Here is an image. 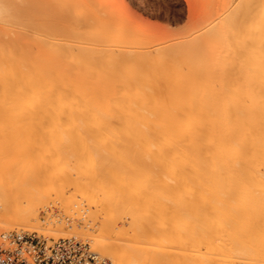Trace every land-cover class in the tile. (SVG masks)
I'll list each match as a JSON object with an SVG mask.
<instances>
[{
	"label": "bare ground",
	"instance_id": "bare-ground-1",
	"mask_svg": "<svg viewBox=\"0 0 264 264\" xmlns=\"http://www.w3.org/2000/svg\"><path fill=\"white\" fill-rule=\"evenodd\" d=\"M22 1L0 0V118L5 116L16 121L27 116L32 122L34 118L54 117L55 121L51 118L50 123L46 122L52 129L57 126L61 134L66 133L63 136L73 132L75 136L71 134V137L79 141V146L78 142L75 146L82 151L73 153L75 156L69 159L71 148L66 146L69 150L65 151L61 148L65 147L67 136L63 138L55 130L52 132L61 136L56 138V144L60 140L62 152L58 149L60 152L54 159H61L60 164L66 169H61L65 171L63 176L70 178V172H66L74 171H71L75 174L74 180L66 182L79 186L80 196L86 197L91 180L98 189L106 186L107 190L103 187L101 193L114 188L112 192L118 201L115 198L113 203L131 217L133 237L141 231L155 229V225L149 226L151 220L140 215L149 209L154 221L162 218L157 228L166 234L170 232V209L156 195L167 191L175 177L188 181L250 177L255 181L252 203L264 212V0H185L188 11L177 31L179 38L172 42L161 40L153 49L130 48L128 44L135 38L137 27L133 15L127 14L124 6L115 0H62L65 5L58 4L61 16H58L60 12L55 19L41 16L30 24L22 19ZM29 1L32 0H26ZM79 6L83 11H76ZM198 82L205 83L208 94L187 96L185 87ZM179 86L184 89H178ZM196 118H202L203 123L196 124ZM42 123L46 125L45 121ZM180 127L183 133L176 139L174 132ZM36 128L39 126L35 125ZM88 132L93 137L99 136L95 142L91 138L92 145L86 141L91 137ZM79 133L88 134L81 137ZM101 133L106 136V142L98 147L100 143L96 142L104 139ZM23 148L20 152H25ZM60 153L66 156L60 157ZM51 155L45 157L46 161H51ZM248 157L255 163L252 167L246 164ZM6 175L2 176L3 185L9 183V177L4 182ZM107 186L113 188L109 190ZM34 192L15 196L17 201L12 200L15 204L23 201L30 208L8 216H3L7 206L3 203L5 198L0 197V224L8 222L15 227L21 224L62 232L61 224L66 222L62 217L38 220V208L46 207L48 196ZM10 199L5 201L8 203ZM148 201L151 205H147ZM67 207L70 206L64 205ZM91 226L85 223L78 228L71 224L68 226L71 231H66L88 235L93 247L109 255L115 264H136L145 256L155 262L169 256L166 251L148 252L137 246L122 251L121 242L90 233ZM108 226L101 222L97 229L106 230ZM192 229L201 230L197 219L192 220ZM194 248L198 250L197 245ZM244 255L247 263L251 258ZM191 260L195 263L190 264L209 261L199 254Z\"/></svg>",
	"mask_w": 264,
	"mask_h": 264
},
{
	"label": "rangeland",
	"instance_id": "rangeland-1",
	"mask_svg": "<svg viewBox=\"0 0 264 264\" xmlns=\"http://www.w3.org/2000/svg\"><path fill=\"white\" fill-rule=\"evenodd\" d=\"M49 1L50 0H45V1L44 0H32L31 2L30 1L26 2V0H23L20 3V5L23 7L22 8L23 21L26 22V24H30V23L35 22L37 18L41 16H44V18H47V19L57 18L58 13L62 11L60 8L64 6L65 3H63L62 0L61 1L51 0L50 2ZM54 1L57 3V5L54 3ZM115 1H117L118 3L124 6V10L127 14L133 15L132 18L134 20V24L137 27V33L134 36L135 38L132 37V40L128 44L131 49H136L139 47H146L149 49H153L155 48L156 44L160 42L161 40H167V41L170 40L169 42H172L171 40L174 39L173 41H175L177 38H179L178 37L179 34L177 33V31L184 24L186 20V16H187V11H188L185 0H145L144 1L145 3L144 2L139 3L138 0H115ZM49 3H50V6L47 7ZM58 4L59 5L61 4L60 5L61 7ZM27 5H29V7ZM41 7H42V10H41ZM80 7L81 6H79V8H77L76 11L78 12L83 11V7L81 8ZM27 8L30 10V12ZM33 9L35 10L34 12L32 11ZM58 16H61V12H60V15ZM33 19L35 21H33ZM61 25H62L61 28L65 29V26H63V24ZM167 30H169L170 33ZM175 31H176V34H175ZM165 32L168 34H165ZM177 88L184 89L181 86ZM185 89L188 90L187 93L185 92L187 96H189V94H197L201 97H204L208 94L207 88L204 82H198L195 84H191L185 87ZM1 117L3 119L0 118V120L2 119L0 121V125L2 126V127L0 126V129L2 128L1 129L2 131L0 130V160H1L0 170L2 172V175H0V185L1 186L3 185V183L1 184V181H3L2 176L6 175L8 171H9L8 172L9 174L4 176V179L6 177H9L8 178L9 183L7 182L8 185L4 183L3 187L8 186L7 188H4V191L2 189L3 187L0 188V195H1L0 197H2L1 200H3L4 198L6 200H9V198H12L10 199L11 201H8V203L4 199L3 203H5L8 209L6 208L5 211H3V213H5V215L3 216H8L18 211L19 212L26 211V209L28 210V208L30 207L29 205L26 206L27 204L26 202H24L26 203L24 204L22 203L23 202L22 201L18 205V204H15V202H13L12 200H14L13 198L15 199L17 197L19 198V196L30 195L31 193L27 194V191H35L34 193H38L40 195L41 193H45L43 195H46L49 197V198L47 197L48 203H46V207L42 206L38 208L39 209L38 210V220L43 221L45 219L48 220V218L57 219L59 217H62V219H64V221L66 222L65 224H63L64 222L61 224L62 230H63L62 232L60 231L55 232L52 230L46 231L45 229H37L30 225L24 226L21 224L20 226L17 225L16 226L17 228H16L15 226H13L15 224L8 223V222L3 223L2 225L0 224L1 226H3V227H0V232H5V231H21V232H28V233L34 232L47 239L74 237L76 239H79L81 241L88 243L91 250L99 254L101 257L108 258L113 264L114 260L109 255H107L105 252L98 251L97 249H95V247H93V244L91 243L92 241L90 238H88V235L86 234L74 235L72 232L69 233L71 231V228L70 227L68 228L69 225L74 224L76 227L79 228L80 226H83L85 223H87L88 226L92 225L91 226L92 229L90 233L105 235V236L110 237L113 240L117 239L116 241L119 243L121 242L120 244L122 246L121 248L122 251L123 250L128 251L129 247L137 246L140 248L148 249V252L150 251V252L160 253V252L166 251L165 253L168 252L167 254H169V256H167L165 260H157L155 262L149 260V258L145 256V257H142L141 260L138 261L136 264H190L194 262L191 260L192 257L196 258V256L198 257V254L203 255L206 259L209 260L207 264H264V212L257 209L255 205H253L252 203L251 196L253 192V186L255 183V181L252 178L250 177H247V178L238 177L234 179L207 178L202 181H196V180L188 181L185 179L175 177L170 182V187L167 191L158 192V194L156 195V197L160 201H162L164 204H166L170 209L169 210L170 215L168 218V222L171 227L169 230L170 232L167 231L168 233L166 234L163 231V229L161 230V228H157L160 226L159 223L162 218L161 219L157 218V220L155 219L154 221L153 212L151 211V209H149L146 212L150 211L151 213L150 212L146 213L145 211H141L142 213L143 212L144 213L141 214L140 212V215L142 219L146 218V219L151 220V222L149 223L150 224L149 226H151L152 228V226L155 225V229L154 228L147 229L148 231H146V233L145 231H141L142 233L139 234V236L133 237V230L131 228V225L129 224L131 217L128 216L127 213L119 211L120 208L118 209V206L113 203L114 202L113 200H115L116 202V199H117V197L115 196V193H113L115 192L113 191L114 189L113 187L107 186L109 190L113 188L112 189L113 192L111 191L113 194H111L110 196L109 193L111 192L109 190H108L109 192L107 191L108 193L105 192L107 190L106 186H103L106 190L104 191V193L103 192L101 193L100 191H103L104 188L102 187L101 189H98V187H96L97 184L95 183V181L91 180L89 181L91 185H89L88 183L89 192L86 194V197L84 198L80 196L79 194L81 192V188L79 186L73 187L74 184H70L66 182V180H70V179L71 181L74 180L75 174L72 173L74 175L73 176L71 174L72 170H70L66 172V173L70 172V175H69L70 178L67 177L68 175H65L68 178V179H65L66 177L63 176L62 173L65 172L66 169H64L61 166L62 165L60 164L61 159L58 158L57 159L58 161L54 159L58 157L57 154H59V152L61 151L60 149L61 144H58L60 143L59 142L60 140H58V143L56 144V141H57L56 138L60 139L61 136L66 134L63 132H62L63 134H61V129L58 130L56 125H55L56 127L52 129L49 126L50 124L49 125L47 124V123H50L49 119L51 118H53L54 120L53 119L52 120L55 121L54 117H49V119L48 117L34 118L36 119V120L32 119V122H34V124L31 122L29 117H28L29 119L27 118V116L24 117V120L22 119L23 117H21L20 118L21 120L17 118L16 121H15V118H8L5 116H1ZM40 120L42 122L45 121V123L47 122L46 125L44 123H42L41 125ZM10 121H15V123L13 122L11 123ZM4 122H6L7 124L8 122H10L12 124V127H11V124L9 126V124L7 125ZM38 122H40V125ZM23 123H25V125ZM195 123L201 125L203 123V119L196 118ZM3 124H5L6 126L5 125L3 126ZM13 124L14 125L16 124L15 126L19 127L18 128L19 130L15 128ZM35 125L39 126V128L34 129ZM40 126L42 128H40ZM43 126L46 129H44ZM26 127L27 128L30 127V129L32 128V130H30L29 128L27 130ZM23 129H25L27 132L25 130L23 131ZM12 130L14 131V133H11L13 132ZM55 130L57 132L58 131L60 132V135H61L60 137L57 136L56 133L52 132ZM28 131L30 134H27ZM44 132L46 134V135L44 134L45 136L43 135ZM5 133L7 134V136ZM51 133L54 135L56 134L55 137L54 135L52 136ZM72 133H70L69 135L67 134L66 135L67 137L63 136V138L66 137L67 140L64 142L65 147L64 146L61 147L64 149V150L62 149V151H65V149H68V147L71 148L70 150L68 149L70 152L67 150L70 154L66 152V155L68 154L67 156L71 160L73 159L75 155H77V153H80L82 151L80 147H77L78 150H75L77 149L76 148L77 144L75 143L78 142V146H79V141H75L74 140L75 138L74 139L72 138L74 135ZM88 133H79V134L81 137H85V134H88ZM90 133L88 134V136L91 135ZM182 133H183V129L181 127L176 128L174 132L175 138L176 139L179 138ZM1 134L2 135L4 134L3 135L4 137ZM17 134L19 137L17 136ZM71 134H72V137H71ZM101 134L103 138L106 137L105 135H103L104 133H101ZM93 135H91V137L89 138L86 137L87 138L86 141L88 140L90 144L92 142H95L97 140V137H99V136L93 137ZM46 137H47V140H46ZM12 138L13 140L15 139L16 140L13 141ZM40 138L41 140H39ZM71 138L73 141L71 140ZM91 138H92V142L90 141ZM10 140L12 141L10 142ZM19 140L21 144L19 143ZM99 140L98 142H96V144L102 143L104 145V142H106L104 141L105 138L103 139V141L101 140V138ZM69 142L70 144L68 145L67 143ZM38 143H41V144L38 145ZM50 143L51 145H49ZM72 144L74 147L71 146ZM100 144H98V147L102 146V144L101 145ZM5 145L7 146V148H4ZM54 145H57V147L55 148ZM17 146L18 147L21 146V148L25 147L26 150L25 148H23L25 152H20L22 151V149L20 147L18 149ZM27 148L30 150L31 153L29 152ZM58 149L60 150L59 152H58ZM72 150H75V151H72ZM35 151H38V152L35 153ZM48 151H49V154H48ZM23 153H24V156H22ZM73 153H75V155ZM103 153H105V151H103ZM62 154L60 153L59 156L60 157L66 156V155L63 156ZM50 155H51V159L50 158L49 159L51 161L50 162L46 161V159L48 158H45V157H48V156L50 157ZM182 157L183 155H180V158ZM41 158H43L45 162L44 161L42 162ZM15 160L17 161L15 162ZM37 160L38 162H40L41 160L42 163L41 162H40L41 164L37 163ZM19 162L21 165L18 164ZM35 162L37 163V165H40V167L37 166ZM23 163H24V167L26 166L28 168L22 167ZM44 163L46 164V166L48 165V168L44 167L45 166ZM5 164H8L11 167L9 168V166ZM246 164L248 167H252L255 163L254 161L250 159V157H248L246 159ZM2 165L5 166L6 169L8 166V169L5 170L4 167L2 169L1 168ZM262 167L264 168V165H262ZM23 168L25 172L24 174L22 173ZM10 169H12V171H10ZM61 169L65 171H62ZM40 170H43V171H40ZM5 171L7 172L5 173ZM27 172H29L28 173L29 175H27ZM10 173H12V175ZM20 173L22 174V176H20L21 175ZM34 175L36 176L34 177ZM28 176H31V177H28ZM17 180H19V182H17ZM22 181H24V183H22ZM26 181H27V184H26ZM4 182H6V179ZM93 184L96 186H94ZM62 187L64 188L61 189ZM96 188L98 189V192H95V190L97 191ZM69 193H71L72 196ZM107 195H109L108 198L106 197ZM14 201H17V199ZM105 201L107 204L105 203ZM109 201H111L113 204ZM191 201L193 202V205L192 203L190 204ZM148 202L149 203L147 205H151L150 201ZM64 205H68L71 208L67 207L65 209ZM193 219H197L199 221L201 230L199 229L198 231H195L192 229ZM56 222L58 221H55V223ZM101 222L108 223L109 224L108 229L98 230L99 229L98 226L100 225ZM67 229L69 232L66 231ZM188 243L190 244L189 246H188ZM195 244L198 246V250L194 248L196 247ZM193 249H196L197 253ZM129 250L131 249L129 248ZM186 251L189 252L188 256H186L187 254L185 255V253H188ZM193 254H195V256ZM244 254H247L251 258L248 261L246 260L247 263H245Z\"/></svg>",
	"mask_w": 264,
	"mask_h": 264
},
{
	"label": "built area",
	"instance_id": "built-area-1",
	"mask_svg": "<svg viewBox=\"0 0 264 264\" xmlns=\"http://www.w3.org/2000/svg\"><path fill=\"white\" fill-rule=\"evenodd\" d=\"M0 264H112L74 237L47 239L34 232H0Z\"/></svg>",
	"mask_w": 264,
	"mask_h": 264
}]
</instances>
